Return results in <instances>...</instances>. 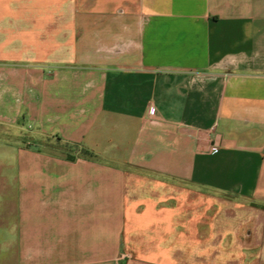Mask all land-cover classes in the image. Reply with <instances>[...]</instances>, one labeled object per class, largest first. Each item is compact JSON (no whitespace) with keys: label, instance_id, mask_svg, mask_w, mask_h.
Instances as JSON below:
<instances>
[{"label":"crops","instance_id":"0c3cea01","mask_svg":"<svg viewBox=\"0 0 264 264\" xmlns=\"http://www.w3.org/2000/svg\"><path fill=\"white\" fill-rule=\"evenodd\" d=\"M0 127L17 264H264V0H0Z\"/></svg>","mask_w":264,"mask_h":264},{"label":"rangeland","instance_id":"374dc122","mask_svg":"<svg viewBox=\"0 0 264 264\" xmlns=\"http://www.w3.org/2000/svg\"><path fill=\"white\" fill-rule=\"evenodd\" d=\"M28 131L27 127L21 131L0 127V141L14 143L20 136L27 141ZM15 223L14 168L6 162L0 164V264H17Z\"/></svg>","mask_w":264,"mask_h":264},{"label":"built area","instance_id":"2783aa9c","mask_svg":"<svg viewBox=\"0 0 264 264\" xmlns=\"http://www.w3.org/2000/svg\"><path fill=\"white\" fill-rule=\"evenodd\" d=\"M154 113H155V109H154V108H151V109H150V114L153 115ZM217 149H218V147H217V146H214V148H213V152H216Z\"/></svg>","mask_w":264,"mask_h":264}]
</instances>
